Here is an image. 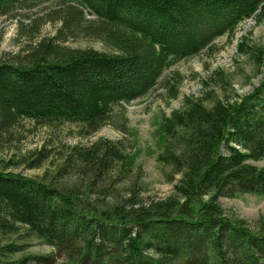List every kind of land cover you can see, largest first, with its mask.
Masks as SVG:
<instances>
[{
	"label": "trees",
	"instance_id": "16d2710c",
	"mask_svg": "<svg viewBox=\"0 0 264 264\" xmlns=\"http://www.w3.org/2000/svg\"><path fill=\"white\" fill-rule=\"evenodd\" d=\"M17 4L0 0V15ZM60 5L54 40L44 39L23 61L0 62V152L24 118L78 124L87 135L116 121L127 126L125 107L152 91L174 62L233 36L247 19L264 20V0ZM83 9L95 19H85ZM78 37L97 39L110 51L64 45ZM252 56L263 62L264 47ZM164 83L166 101L177 100L180 74ZM208 95L185 97L161 118L158 161L170 168L168 181L177 182L164 199L141 200L134 190L124 198L113 189V173L122 177L135 165L121 141L62 149L57 176L74 173V184H53L48 171L41 179L6 172L20 163L42 167L50 152L10 164L0 159V264H264V216L252 228L220 203L264 196V169L252 163L264 158V81L231 100ZM32 239L53 253L27 254Z\"/></svg>",
	"mask_w": 264,
	"mask_h": 264
},
{
	"label": "rangeland",
	"instance_id": "374dc122",
	"mask_svg": "<svg viewBox=\"0 0 264 264\" xmlns=\"http://www.w3.org/2000/svg\"><path fill=\"white\" fill-rule=\"evenodd\" d=\"M60 4L61 0H20V4L0 15V62L23 61L44 39L54 40L62 27L59 19L61 16L57 13L63 7ZM83 12L85 19H95L87 9H83ZM64 45L69 48L110 51L94 38L68 39ZM241 45L249 53L242 52ZM263 47L264 20L258 23L254 18L247 19L237 27L233 36L219 37L212 48L174 62L152 91L125 107L127 126L116 121L117 125H106L98 132L87 135L83 134L82 127L78 124L38 125L35 121L24 118L13 129V143L10 145L6 142L5 150L0 152V159L7 160L6 164H10L27 156L34 158L38 151L50 152L52 157L42 167L31 168L29 164L20 163L8 167L6 172L41 179L48 171V179L53 181L51 183L74 184L79 179L74 173L57 176L62 149L77 145L87 147L101 139L121 141L125 150L135 156V165L131 173L122 177L113 173V189L123 194L124 198L131 190L145 201L167 198L174 193L177 182L168 181L170 168L158 161L161 149L158 129L162 116H169L173 110L181 108L184 98L188 96L199 98L211 94L216 98L231 100L237 95L251 94L264 81V59L263 62H258L259 58L252 56L255 49ZM173 72L182 77L180 95L175 101H166L164 78ZM223 81L227 87L223 86ZM207 103L210 104L211 101ZM122 127L124 130H121ZM252 163L264 169V158ZM106 182L107 186L111 184V180ZM220 203L232 219L243 220L252 228L264 216V196L254 193L235 198L224 197L220 199ZM28 244L27 254L53 253L51 247L39 240L32 239Z\"/></svg>",
	"mask_w": 264,
	"mask_h": 264
}]
</instances>
